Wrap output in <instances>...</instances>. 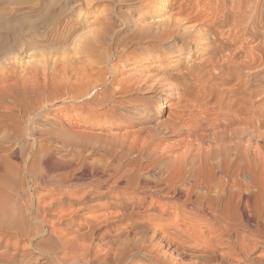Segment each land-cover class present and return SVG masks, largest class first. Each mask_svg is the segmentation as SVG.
I'll use <instances>...</instances> for the list:
<instances>
[{
	"label": "bare ground",
	"instance_id": "6f19581e",
	"mask_svg": "<svg viewBox=\"0 0 264 264\" xmlns=\"http://www.w3.org/2000/svg\"><path fill=\"white\" fill-rule=\"evenodd\" d=\"M211 3L182 0L165 16L169 0H159L158 15L148 17V25L130 38V43H141L144 61H149L142 70L147 71L129 70L111 78L113 89L97 103L144 115L139 122L156 117V127L168 131L164 136L155 133V127L145 132L137 127L132 135L117 136L84 134L69 126L64 128L67 136H62L37 131L29 124L47 110L48 93L62 86L65 74L73 72L80 78L93 73L95 69L86 66L100 30L87 35L73 28L59 33L57 41L62 38L71 47L64 44L42 54L41 60L25 67L19 84L1 72L0 82L8 84L7 89L2 85L4 94L29 103L23 108L29 126H14L12 138H33L32 145L44 155L38 160L44 167L12 163L14 150L0 160V264H55L75 256L85 264H105L118 251L113 247L105 251L106 243H102L103 253L100 246L94 251L92 240L101 226L115 231L112 243L130 233L136 235L130 239L132 249L151 264H264V255L254 252L264 244V147L259 145L264 136V115L259 111L264 103L254 102L259 89L251 83L252 78H262L256 68L264 63V38L249 49L243 44L248 35L252 39L256 34L257 0ZM36 27L23 16L0 30L9 36L24 28L33 34ZM224 33L237 45L226 43ZM122 55L117 54V61ZM117 61L111 63L110 73L115 72ZM224 61L236 67H227L226 75L216 67ZM48 64L49 72L44 67ZM10 80L17 86L10 85ZM155 88L160 90L157 97L148 94ZM135 93L128 104L125 98ZM175 97L176 112L163 117L168 100ZM150 98L157 101L153 111L145 109ZM172 135L179 137L175 143L160 147ZM254 137L259 140L256 145L251 144ZM55 152L64 153L65 158L57 160L52 171L47 161L52 163ZM95 152L105 158L89 159ZM30 183L44 189L36 195L35 204L26 191ZM144 259L128 264H147Z\"/></svg>",
	"mask_w": 264,
	"mask_h": 264
},
{
	"label": "rangeland",
	"instance_id": "374dc122",
	"mask_svg": "<svg viewBox=\"0 0 264 264\" xmlns=\"http://www.w3.org/2000/svg\"><path fill=\"white\" fill-rule=\"evenodd\" d=\"M75 1L76 0H0V20H1L0 29H1V26H3L4 24L15 23L19 18L23 16H28L30 21L37 23L36 30L33 31L34 32L33 34H31V32L28 29L24 28L18 33H15V34L9 33L10 34L9 36H5L3 35L4 33L1 32L0 30V43H2V46H3L0 48V75H1V72L8 73L10 76L13 77L12 79H16V81H18V82L15 81L16 84L20 83L19 79L21 78L23 71L25 70V67H28L36 63L37 60H41L42 54L49 53L51 50L56 49V47H61V46H64V44H66V43H62L63 41L62 38L61 40L59 39L57 41L59 36L61 37V34L59 33L61 32L67 33V31H70V30L73 31L75 29H78L77 33H80V35H84L86 33L85 35H87V34H90L89 32H93V30L94 31L100 30L98 31V33L100 34L99 42L96 43L95 52L91 57L88 58L89 59V61L87 62L88 66H86L87 69H89L90 71L95 69L94 71H92L93 73L91 72L92 74L89 75V77L82 76L80 78L77 77V75L74 74L73 72H69L72 74H69V73L65 74L66 81L62 83V86L60 85L58 88L56 89L54 88L56 91L55 90L53 91V89H51L56 94L55 93L52 94L53 93L52 91L48 93L49 98H47V103H46L48 111L45 110V112L47 111L46 113L42 112L32 117L30 121L32 123H29V124H31V126H35L37 128V131L38 130L56 131L57 134H60V135L63 134L64 136L65 135L67 136V134H65L66 132L64 131V128L67 126H69L70 130H73V131L80 130V132L84 134H87V133L90 134L91 132L93 135H99L100 133L101 135L107 134V133L108 134L113 133L115 135L117 134L122 135L123 133H127L129 135H132V131L133 133H135L134 131H137L139 127L144 128L145 129L144 132L147 131L146 129L148 128L155 127L153 129L155 133H157L159 136L167 135L168 134L167 130H162L161 128L156 127L155 125L156 117H151L149 120L147 119V121L145 122H139L145 119L144 115L138 116V114L136 113L132 114L128 112V110H126L125 108H120L118 106L111 105V104H108L106 106L97 105V103L102 98H105L106 96H108L110 91L113 89L111 88L112 86H110L111 78H119L125 74H128L127 72L129 70H137L139 72L147 71V70L146 71L142 70V69H146L145 66L147 67V63L149 61L147 60L144 61V58H143L144 54H143V50L141 49V43H136V44L130 43V38L134 35V33L141 30L140 28L143 29L145 28L144 26L148 25L147 23L148 17L158 15L156 13H158V10H159L157 8L159 4V0H91L90 5H85L81 3V1H78V0L76 2ZM181 1L182 0H169L167 10L162 15H165V16L169 15L173 10H175L178 2H181ZM198 1L200 2L202 1V4L209 3V1L210 3L212 2L211 4L214 3V0H205V1L198 0ZM226 1H229V0H226ZM238 1H241V0H238ZM79 3H81L82 6H79V5L76 6ZM257 8L258 10H257V16H256V25L253 29L256 34L252 38V39L254 38L255 39L257 38V39L253 41L248 35V38L250 40L249 39H248L249 41L244 40L243 42L246 49L252 48L254 45L257 44V43L255 44L257 40L264 38V0H257ZM94 17L95 18L99 17L102 20L104 19L103 23L99 22L100 23L99 24L97 21L92 22L91 20ZM157 18H155V20H157ZM222 37L226 38L225 39L226 43H228V41L229 43H231L234 40L232 39L233 38L232 36L229 37L230 39L227 38V35H225V33L222 35ZM236 43L235 44L231 43V44L234 46V45H237ZM66 45L65 47H68V48L71 47L69 43ZM124 45H127V48L124 49L123 47ZM227 45L229 46V44ZM120 49H124V51L122 52ZM117 54L118 55L123 54L122 56L124 58L117 61L118 60L116 58ZM205 55H208V54H205ZM114 61H117L116 62L117 66L114 68L115 72L110 73L111 71L110 65ZM49 66H50L49 64L44 66L46 67L47 72H49V68H48ZM260 66L257 67L256 70L260 71L259 73L260 75H262V78H259V77L252 78L251 83L254 85V87L257 86L258 88L257 87L256 88L259 89V91L257 92L258 94H256L255 97H253L254 102L264 103V63L263 65L261 64ZM216 67H218L221 70L220 74H224V75L227 74L226 73L228 69L227 67L231 68V70H234L236 68L233 63L225 62V61L217 65ZM19 69L21 73L19 72ZM254 73H258V72H254ZM61 75L64 76V74H61ZM94 75H95V79H94ZM12 82H13L12 80L9 81V83H11L10 85L17 86V85H13L15 84V82L13 83ZM2 83L0 82V86H1L0 87V95H1L0 96V115H2L0 116V160L4 158L5 156L8 157L7 155L8 152L9 151L12 152L14 150L15 155L11 158L9 157L12 163H15L18 165H22L26 163V165H30V166H32V164L34 165L35 163V166H36L35 168H38V166L42 168L44 167V165L41 166L42 161L41 160L40 162L38 161L39 158H41L40 156L42 155V153L41 154L38 153L37 145H32L31 140L33 138H28L29 136H26V135L24 136L26 138L22 137V140L20 138V140L18 139L16 141V139L14 140V138H12V132H13L12 128L14 126L21 125V128L22 126L24 127L25 126L27 127V125L29 126L28 122H26V119H25L26 117L24 116V111H23V108L25 107V105L29 103L25 100H20L21 98H18L17 101H16V98L14 100H10V97H12L13 95L7 96L6 94H4L5 88L4 87H3L4 89L2 88V85L4 84ZM3 86H5L6 89L8 88L7 87L8 84L7 86L6 85H3ZM260 87L262 90H260ZM159 91H160L159 89L155 88L149 91L148 94L151 96L157 97L160 94ZM72 96H79L80 98L75 99L73 101L72 100L69 101L66 99ZM135 96H136V93L130 96H127L125 98L128 104L129 102L132 103L129 100L133 99ZM62 97L63 99H66V100L62 101L61 99ZM223 99L224 101L229 100V98L226 96H224ZM176 102H177L176 97L170 98L168 100V107L166 108L163 117L169 115V113L171 112L173 113V111L176 112L175 111L177 109ZM156 103L157 101L155 100V98L154 100L151 98L148 99L147 103L145 104V109L146 110L150 109V111L151 110L153 111L154 105ZM129 107L130 106H126V108H129ZM259 112L262 114V116L264 115V110H260ZM261 120H262L261 122L262 131L261 132L264 133V127H263L264 119H261ZM8 134H11V137ZM178 138L179 137L176 138L173 135L169 136L168 138L162 140L160 147L162 146L166 147L167 145H172L175 143V141ZM40 141L44 142V140H40ZM258 142L256 138L254 137L252 139L251 144L256 145V143ZM28 143L30 144V146ZM24 145H26L27 148H25ZM54 145L55 147H58L57 144H54ZM259 145L264 147V136L262 138V142H259ZM58 155L59 157L61 158L63 157V158L59 159ZM53 156H54V159H53ZM64 156L65 155L62 152H55V154L52 155L51 157L52 158L51 162L53 163V161H55L54 163H56L57 160H59L60 162L61 160H64L65 158ZM98 157L105 158V155L101 152H95L92 158L89 157V159H92V160L94 159L98 162L99 160ZM41 159L42 160L44 159V155H42ZM59 162L57 161L56 164L54 163L52 164L47 161V165L49 166L50 170L54 171V169H56V166L58 165ZM50 164L52 165L50 166ZM43 190H44L43 188L36 189L30 183L26 191L30 195L31 202L33 201L32 204H35L34 202L36 200L35 198L38 192L40 193ZM105 227L106 226L99 227L94 233V238H93L94 240H92L93 244H95L93 245L94 251L99 250L100 248V252L103 253L104 251L102 249L105 248L103 245L105 243L106 244L108 243V245L105 244V246H107L106 249H104L105 251L107 250L108 247H113L115 249L117 248L116 251L118 252L115 251L117 254L113 252L116 254V256L115 254H111V257L113 258H110L109 260H107L105 264H117V262L118 264H123V263L128 264L130 263L131 260L135 258H140V257L143 259L145 258L142 255H139L138 253L134 252V250L132 249L133 241L131 240H134L133 237H135L136 235L134 236L133 233H130L129 236L125 238V240L123 238L119 242L112 243V240L115 239V231H113L112 228H107V227L105 228ZM130 236L132 238H130ZM103 240H105L106 242L105 241L103 242ZM115 243H116V246H115ZM128 244H130L129 247L131 246L130 249L128 248V246H126ZM119 250H122V251H119ZM127 250L130 252H128ZM121 252L124 254L126 253V254L124 255ZM254 252H255V255L256 253L257 254L260 253L264 255V244H261L260 246H258ZM75 257L80 258V256H75ZM75 257L69 258V260L71 261H69L68 258H66V260L65 259L63 260L64 262L56 261V260L54 262L55 264L56 262L57 264H62V263L64 264L65 262L67 264H70V263L73 264V262H75L74 264H85L82 258H81L82 261L79 262L80 259L79 258L76 259ZM115 257H117L118 259ZM144 260L145 262L149 261L146 258ZM147 264H151V263L148 262Z\"/></svg>",
	"mask_w": 264,
	"mask_h": 264
}]
</instances>
